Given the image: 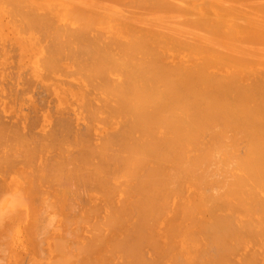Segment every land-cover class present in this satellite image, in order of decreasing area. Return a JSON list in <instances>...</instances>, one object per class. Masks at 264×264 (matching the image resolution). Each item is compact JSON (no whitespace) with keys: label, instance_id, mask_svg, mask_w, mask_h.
I'll use <instances>...</instances> for the list:
<instances>
[{"label":"bare ground","instance_id":"1","mask_svg":"<svg viewBox=\"0 0 264 264\" xmlns=\"http://www.w3.org/2000/svg\"><path fill=\"white\" fill-rule=\"evenodd\" d=\"M9 64L73 113L48 132L44 110L32 137L24 113L0 119V198L22 186L3 173L30 171L1 198L11 264H264V0H0V80ZM48 183L91 204L61 213L66 238Z\"/></svg>","mask_w":264,"mask_h":264},{"label":"rangeland","instance_id":"2","mask_svg":"<svg viewBox=\"0 0 264 264\" xmlns=\"http://www.w3.org/2000/svg\"><path fill=\"white\" fill-rule=\"evenodd\" d=\"M41 40H43V39H41ZM44 41V40H43ZM45 42V41H44ZM9 45V44H8ZM11 48H14V47H12V45L10 44L9 45ZM8 46V50H6V51H9V49H11L10 47ZM42 46H46V45H44L43 44V42H42ZM13 51V50H12ZM10 52V51H9ZM11 54V53H10ZM11 56H12V54H11ZM17 57H18V55L17 54H13V58H15V60L17 59ZM10 62V64H11V62H14V60H12V58H11V60L9 61ZM10 64L7 66L9 69L11 68V67H9L10 66ZM14 64L15 63H12V65L14 66ZM13 66H12V68H13ZM16 66H17V64H16ZM28 67V65L27 66H24L23 68H22V70H24L25 71V69ZM8 68L6 69V71H11L12 69H10V70H8ZM18 69H16V71H15V69L14 70H12V71H15V72H13L12 73V75H10L9 74V72H5L6 73V75L8 74V75H10V76H4V78L2 79V80H0V81H2V82H6L7 80H6V77H7V79H9L8 80V84H7V82L5 83V85L4 84H2L3 85V87H5V89L7 88V89H10L9 91H10V93L11 94H14L13 96L10 94H8L7 92H6V90H3V91H5L4 93H3V91L1 90V89H3L2 88V86H1V84H0V94H1V98H0V102L2 103V101H5V99H2V97L4 96V97H6V99L8 100V102L7 101H5V103L3 102V104H1L0 103V119L2 120V119H4L5 121H3V122H6L5 124L6 125H9V124H13V123H15V124H20L19 122H21V120H19L18 121V119H21V117H19V116H22L23 115V113H24V116L23 117H25V116H27V119H26V117H25V119L27 120V121H29L28 122V124L30 123V128L32 127V129H31V132L33 131V133H31L30 132V134H31V137H32V135L33 134H37V132L38 131H36V130H39L40 128H39V126L37 125V122H38V115H44V110H48V111H46L45 112V114L46 115H48L49 117H50V121H49V125H48V128H49V126H50V128L48 129V132L51 130V132H53L52 131V129L54 130L55 129V127L53 128V126H56L57 125V123H53V121H56V120H58L59 118H61L62 120H64V118H65V120H69L68 118H67V116L69 117L70 116V118H72V115H73V113L71 112V111H69V108L70 107H67V106H69V105H65L66 107H64V109H65V111L63 110V109H61L62 111H64V112H62L61 110H59L62 114H61V117L59 116V118L57 117V119H56V116L57 115H59V114H57L56 115V113H57V111H56V113H55V108L57 107V105H56V102L54 101L55 99L54 98H52V96H47V95H50L48 92V94L47 95H45L46 94V91H45V89H46V87H45V89L42 87V85H41V83L40 82H38V81H36V82H38V83H36L35 85H31V87L30 86H28V84H26L28 81V83H29V85H30V80L32 81L31 83L33 84V82H34V80H32V79H29V77H31L32 75H30L31 74V72H30V69H29V67H28V71H26V74H25V72H23L24 73V75L23 74H20V76L17 78V76H18V74H19V71H20V69L21 68H19V67H17ZM25 68V69H24ZM19 70V71H18ZM22 70L20 71V72H22ZM11 71V72H12ZM13 74H16V77L15 76H13ZM21 75H23V76H21ZM28 75H30V76H28ZM11 76H13V77H11ZM20 77H24V78H28L27 80H25V79H23V78H20ZM19 78H20V80H23V81H25V82H21L22 84H23V86H25V84L27 85L26 87L28 88L29 87V89H26L25 88V90H26V93L24 92V87L21 85V84H19L20 83V81H19ZM5 79V80H4ZM15 79H18V80H16L15 81ZM15 81L16 83H14L13 81ZM13 82L12 84L13 85H15V87H11V86H8V85H12V84H10L9 82ZM17 81H18V83H17ZM1 82V83H2ZM25 83V84H24ZM39 83H40V85H39ZM18 85H20V86H22L21 88H23V90H21V92H20V94L17 92L19 89H21ZM7 86V87H6ZM36 86V87H35ZM41 86V87H40ZM8 87H11V88H8ZM19 88L17 91L15 90V89H17V88ZM15 88V89H14ZM31 88V89H30ZM32 88H33V90H32ZM11 89H13V90H15V92H11ZM28 90H31L30 92H28L27 93V91ZM8 91V90H7ZM45 91V92H44ZM17 92V94H15ZM8 95H7V94ZM2 94H3V96H2ZM25 94V95H24ZM16 95H20L19 97H17ZM7 96H8V98H7ZM17 98H16V97ZM38 96H40V97H38ZM10 97V98H9ZM12 97V98H11ZM14 97V98H13ZM43 97V98H42ZM35 98V99H34ZM44 98H45V100H44ZM9 99L11 100V101H9ZM22 99V100H21ZM28 99V100H27ZM42 99V100H41ZM49 99V100H48ZM52 101H51V100ZM54 99V100H53ZM2 100V101H1ZM30 100V101H29ZM36 100H38V102L36 101ZM25 101V102H24ZM29 101V102H28ZM42 101V102H41ZM7 102V103H6ZM24 102V103H23ZM41 102V103H40ZM48 102V103H47ZM10 103V104H9ZM42 103L43 104H45V105H42ZM52 103V104H51ZM54 103V104H53ZM36 104H41V106L40 105H36ZM49 104V105H48ZM51 104V105H50ZM21 105H23V106H21ZM26 105H29V106H27L26 107ZM47 105V106H46ZM55 105V106H54ZM31 106V107H30ZM35 106H36V109H38V111H36L35 110ZM40 106V107H39ZM43 106H46L45 108L43 107ZM53 106V107H52ZM43 108V109H40V108ZM49 107H52L51 109L49 108ZM17 108V109H16ZM28 108V109H27ZM32 108V109H31ZM25 109V110H24ZM30 109V110H29ZM40 109V110H39ZM57 109H59V107H57ZM10 110V111H9ZM11 110L12 111H14V112H11ZM16 110V111H15ZM42 110V111H41ZM16 112V113H15ZM17 112H18V114H20L19 116H18V114H17ZM28 112V113H27ZM37 112V113H36ZM53 114H52V113ZM66 112H68V113H66ZM13 113V114H12ZM15 113V114H14ZM27 113V114H26ZM40 113V114H39ZM48 113H51V114H48ZM55 113V114H54ZM28 114H31V116H29ZM34 114H36V115H34ZM2 115V116H1ZM5 117H4V116ZM13 116V117H11V119H10V117L9 116ZM36 116V117H34V116ZM51 115V116H50ZM55 116V118H54V116ZM38 116V117H37ZM3 117V118H2ZM17 117H19V118H16ZM28 117H29V120H28ZM64 117V118H63ZM6 118H8V119H6ZM14 118V119H13ZM35 118V119H34ZM40 118H41V116H40ZM39 118V119H40ZM84 118H85V116H84ZM17 120V123H16V120ZM53 119H55V120H53ZM85 119H87L88 120V118H85ZM35 120V121H34ZM52 120V121H51ZM87 120H83V119H81L80 121H78V124L79 125H77V126H75V124H73V129L71 130V132L73 131H76L77 133H75V134H79L80 132L82 133V131L84 130V128H86V126H88L89 124H90V122L88 123V125H86L85 123H87L86 121ZM10 122V123H7V122ZM13 121V122H12ZM26 121V122H27ZM32 121H33V126H34V124L36 123V125L38 126H36L38 129H36V127H34L33 128V126H32ZM37 121V122H36ZM85 121V122H84ZM35 122V123H34ZM50 122H51V124H50ZM81 122H82V124H81ZM77 123V122H76ZM83 123H84V126H83ZM15 124H13V125H15ZM55 124V125H54ZM77 129H76V128ZM29 128V129H30ZM34 129V130H33ZM80 129V130H79ZM82 129V130H81ZM77 130H79V131H77ZM30 131V130H29ZM36 131V133H34ZM119 131V130H118ZM72 132V134H74ZM104 132V131H103ZM103 132L101 133V135L103 134ZM29 135V134H28ZM91 137H94V139H95V142L98 140V138H100V137H98V136H91ZM90 137V139L92 140V142H94V139L93 138H91ZM69 140V139H68ZM98 142V141H97ZM48 147V146H47ZM50 150V149H49ZM74 150H76V148H72V151H74ZM52 152V151H51ZM48 153H49V151H47V155H48ZM74 153V152H73ZM75 153H76V151H75ZM52 154V153H51ZM69 154H70V152H69ZM72 154V153H71ZM46 155V156H47ZM45 156V157H46ZM49 156V160H51L52 161V157H53V155H52V157H50L51 155H48ZM45 157H43V158H45ZM47 158V157H46ZM34 160V159H33ZM41 160L42 159H40V158H37V159H35L34 161L35 162H41ZM48 160L46 159V162H47ZM43 163L45 162V159H43V161H42ZM34 163V162H33ZM50 163V162H49ZM37 165V164H36ZM39 165V164H38ZM45 165H47L46 163H45ZM48 166V165H47ZM34 167V166H33ZM35 168V167H34ZM34 168H31V171H33L34 170ZM36 169V168H35ZM26 170V169H25ZM20 170V171H18V170H16V172L15 171H13L12 173H3L2 174V177H1V179H4V180H6V182H10L12 185H17V184H19L20 182H21V185L23 186H21V188H19V186L17 187V188H19V190H20V192H19V190H16L17 188H11V189H9L8 190V193L6 192V189L4 188V189H2V190H4L3 192V194L1 193V198H2V196H4L5 197V200H7L8 202H9V200H10V198H9V196H13V194H11V192H15V191H17L19 194L22 192V191H24V190H26V189H24V186H25V188L27 187V186H29V185H27V184H29L27 181H24V180H26V174L28 173V172H30L29 171V169L28 170ZM28 175V174H27ZM24 176H25V179H24ZM27 179H29V178H27ZM49 179V178H48ZM23 181V182H22ZM26 183V184H23V183ZM0 183L2 184V181H0ZM50 183V182H49ZM48 183V187L47 186H44L43 188H49V189H47L46 190V188H45V190L46 191H48V194L50 195V196H48V197H52V198H56V199H58V198H64V199H67L68 201H69V203L67 204L68 206L69 205H71L70 206V210L68 209V211L70 212V211H72V212H70V213H68V215H66L67 213L66 212H68L67 210L65 211V209L63 208V210L64 211H62V208L60 207V204H59V202H55V215H56V219L60 222V225L59 226H56V229H55V237H56V239L58 238V239H60L61 237L60 236H62L63 235V238H66L65 236H64V233H63V229H62V224H61V219H60V217L62 216L61 215V213H63V212H65L63 215L64 216H67V217H70V214L72 213V215H71V218L70 219H80L82 216H83V214H84V211H86V209H85V206L87 205H90V206H88L89 208L91 207V204H88V203H85L84 202V198H86V194H85V191H84V189L82 188V186L80 187V186H78V188H77V190H74L73 188H75V186H76V184H75V186L73 187V185H72V189H70V190H68V191H70L71 193H72V190H74V191H76V192H78L79 193V195L77 194V193H75L74 191H73V193H75V195H78V196H81V197H74L75 195L73 194H71L70 192V194L69 193H67L68 191H66L65 192V190L66 189H62V188H60V189H62L63 190V193H61V191H59V195H54L55 194V192H53V190L54 191H56V193H57V190L56 189H54V187L56 186H52L53 188H51V183L49 184ZM36 185V184H35ZM34 185V186H35ZM50 185V186H49ZM1 188H2V186H1ZM56 188H57V186H56ZM37 189V188H36ZM35 188L33 189V191H35L36 190ZM88 190V189H87ZM8 194L7 195V198H6V193ZM25 192V191H24ZM24 192H23V194H24ZM27 192V191H26ZM36 192H38L37 190H36ZM34 193V192H32V194L33 195H35V194H37V193ZM66 193H67V195H66ZM17 194V193H16ZM18 194V195H19ZM21 194L22 196H24V197H26V195L24 194ZM69 194V195H68ZM20 195V196H21ZM75 198H73V197ZM84 196V197H83ZM4 197H3V199H1L0 198V202H2V204L0 203V210H2V211H0V212H6L7 210L9 211H12L11 209H10V206L8 205V206H6V204H5V200H4ZM92 199V198H91ZM37 200H35V202H36ZM72 203V204H71ZM5 204V205H4ZM37 204H39V203H37ZM86 204V205H85ZM2 205V206H1ZM85 205V206H84ZM3 206H5V208H2ZM86 206V207H87ZM87 207V208H88ZM7 208V209H6ZM20 207H15L14 209H19ZM4 209V210H3ZM13 209V210H14ZM85 209V210H84ZM62 211V212H61ZM31 213H33V212H31ZM83 213V214H82ZM82 214V215H81ZM34 215H36L35 213H34ZM79 216H81V217H79ZM87 217V216H86ZM85 217V218H86ZM91 217L93 218V216L91 215ZM91 217L89 216L88 217V220L89 219H91ZM82 219V218H81ZM94 219V218H93ZM92 219V220H93ZM31 220H32V222H34V224L32 223V225L30 224V226H35L37 223H36V221H37V217L33 220V216L31 217ZM36 220V221H35ZM92 220H89V221H92ZM31 221H30V219H29V221H28V223H30ZM27 223V224H28ZM27 224H26V228L24 229V232H23V239H24V241H25V243H28V245L30 244V240H31V236L30 235H32V232H30V230H27V229H31L32 230V228L33 227H29V224H28V226H27ZM29 227V228H28ZM75 227V226H74ZM73 226H71V228H70V232H71V230H72V232H71V234L73 235V239L75 240V241H79V242H81V243H83L86 239H87V237L89 236V234H91L92 233V231H93V229L92 228H87V229H85V233H84V235H80L79 233H77L75 230V228H74ZM75 229V230H74ZM2 230H0V235L2 234ZM11 232V231H10ZM25 233V234H24ZM82 233V232H81ZM4 235H5V233H3ZM70 234V233H69ZM27 235V236H26ZM1 237V236H0ZM2 237H5V240H4V243H3V241H1V238H0V242H2L1 244H3V245H0V250L2 249L1 248V246H3L4 248H5V246H6V241L8 242V243H11L12 242V239L10 240V238L8 239L7 238V236H3L2 235ZM68 238H69V235H68ZM110 238V237H109ZM13 249V248H12ZM5 251V252H4ZM7 251V252H6ZM1 252V251H0ZM4 252V253H3ZM3 254V256H1ZM0 256H1V258H3V260H5V261H3L2 263H1V259H0V264H11L12 262H13V259H14V257L12 256V254L10 253V245H9V247L7 246L6 247V250H3L2 249V252L0 253ZM11 256V257H10ZM23 259L25 260V262H28V258H27V254L26 253H24L23 255ZM89 258H96V260L95 261H93L91 264H93L94 262H100L101 260H103L105 257H106V255H105V252H104V250L103 249H95L93 252H91L90 254H89V256H88ZM25 262H24V264H25ZM27 264V263H26Z\"/></svg>","mask_w":264,"mask_h":264}]
</instances>
